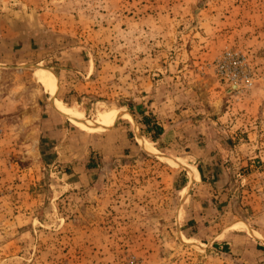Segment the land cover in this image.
I'll return each instance as SVG.
<instances>
[{"label": "rangeland", "instance_id": "obj_1", "mask_svg": "<svg viewBox=\"0 0 264 264\" xmlns=\"http://www.w3.org/2000/svg\"><path fill=\"white\" fill-rule=\"evenodd\" d=\"M0 264H264V0H0Z\"/></svg>", "mask_w": 264, "mask_h": 264}, {"label": "trees", "instance_id": "obj_2", "mask_svg": "<svg viewBox=\"0 0 264 264\" xmlns=\"http://www.w3.org/2000/svg\"><path fill=\"white\" fill-rule=\"evenodd\" d=\"M143 123L147 126V131L155 132L154 135H152L153 138H156L163 132V128L161 126H158L157 124H154V126H151V121L148 118H144Z\"/></svg>", "mask_w": 264, "mask_h": 264}]
</instances>
